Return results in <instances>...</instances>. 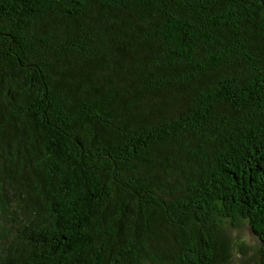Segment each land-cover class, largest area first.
I'll list each match as a JSON object with an SVG mask.
<instances>
[{
	"label": "trees",
	"instance_id": "trees-1",
	"mask_svg": "<svg viewBox=\"0 0 264 264\" xmlns=\"http://www.w3.org/2000/svg\"><path fill=\"white\" fill-rule=\"evenodd\" d=\"M0 264H264V0H0Z\"/></svg>",
	"mask_w": 264,
	"mask_h": 264
},
{
	"label": "rangeland",
	"instance_id": "rangeland-1",
	"mask_svg": "<svg viewBox=\"0 0 264 264\" xmlns=\"http://www.w3.org/2000/svg\"><path fill=\"white\" fill-rule=\"evenodd\" d=\"M231 236L236 243L234 246L235 250L237 251V256H241L239 253L238 244H245L247 246V255L245 259L247 261H251L256 253V249L259 246V239L258 237L252 232L248 223H244L240 227L234 228L231 230ZM242 256L241 258H243Z\"/></svg>",
	"mask_w": 264,
	"mask_h": 264
}]
</instances>
